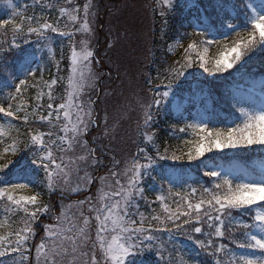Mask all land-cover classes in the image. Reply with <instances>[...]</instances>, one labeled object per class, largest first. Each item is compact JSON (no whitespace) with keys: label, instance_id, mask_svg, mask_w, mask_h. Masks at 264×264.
I'll return each mask as SVG.
<instances>
[{"label":"trees","instance_id":"16d2710c","mask_svg":"<svg viewBox=\"0 0 264 264\" xmlns=\"http://www.w3.org/2000/svg\"><path fill=\"white\" fill-rule=\"evenodd\" d=\"M248 1L244 0L245 3ZM12 2L16 6L15 12L19 14H14L13 9L6 6L5 0H0V19L6 15L11 16L15 24L22 25L25 33L29 26L27 18L33 17V27L47 20L61 30L74 32L75 35L70 40L68 37H61L49 31L47 35L51 37L49 44L51 53L48 47L37 48L35 35L17 36L16 42L21 45V48L8 52L6 50L13 39V24L10 23L0 29V47L3 49L0 50V62L7 59L12 70L17 74L28 65V63L25 64L26 56L30 58V62L34 58L40 60V65L32 69L35 76H25L27 71H23L24 79H27L28 83L21 86V93L17 94L15 90L3 91L0 95V104L7 107L9 103H12L15 108L18 103L24 102L31 111L37 103L35 99L37 93L43 91L45 95L39 102L41 108L38 111L39 114L47 115L46 106L49 101L45 82L53 78L57 80V84L53 86L55 97L53 103H61L66 96L71 76V50L75 44L76 50L80 51L79 42L82 39H86L88 50L93 52L91 69L95 78L94 86L84 89L82 100L92 101L97 95L99 96L96 106L93 107L91 104L93 117L97 115L98 127L95 128L91 123L89 134L85 136L89 147L95 149L96 161L87 170L97 178L86 191L70 192V189L80 182L79 177L84 176L85 164L76 159L83 154V150L78 145L74 150L67 152H60L54 146L57 162L60 163L59 157L63 156V164L67 166L66 170L69 173L68 185H64L61 178L54 191H50L47 187L44 170L32 164L33 156L24 148V144L29 141L28 131L38 128L46 132L49 130L46 125L33 122L25 124L22 120H14L11 122L18 131L13 130L10 137L0 138V153H3L4 149L12 143V138L17 139L19 149L15 155L5 154L0 163L11 159L14 165L26 166L29 169L28 178L32 181L31 191L22 194L39 193L41 203L47 204L51 210L49 214L42 215L33 225L35 236L27 244L30 249V252L26 253L29 255L28 264H36L35 246L39 245L44 237L45 225L55 223L52 217L60 215L62 206L74 205L77 201L94 196L99 187L100 177H109V181L114 184L115 178L110 176L111 171L120 173L121 175L116 178H119L121 183H126L127 177L122 174L126 167L134 160L140 163L148 162L145 154L139 151L141 148H145L147 155L152 157L153 165L149 169L150 175L143 177L144 198H136L139 208L132 209L134 214L138 211L146 217L154 214L164 215L160 201L156 200V196L161 194V183L164 185L163 194L168 197L164 203L172 210L176 209V201L180 198L174 195L168 196L169 183L173 185V193L180 192L182 196L195 188L196 194L188 198L193 203L198 202L202 189L211 188L214 181H209L210 177L204 175L208 168L201 165L199 160L188 161L187 153L193 147L190 141H194L196 135L185 132L186 126L181 116L186 115L192 119L199 107H207L209 115L219 109L218 122L209 126L217 128L229 126L226 115L236 111L232 107L235 102L233 96L240 98L245 107L253 106L252 103L257 102L256 98L237 90L238 85L248 87L253 80L256 82L255 87L258 91L264 92V86L261 84V81H264V53H252L251 59L246 58L247 63H243V66L237 65L229 72L217 73L215 76L204 73L198 66H193L187 70L184 77H180L178 82L173 83L174 95H170L169 102H163L159 110L153 105L151 108L153 120L148 127L144 126V114L147 106L156 98L155 93L166 90L165 85L172 79L169 73L174 67H179L177 62H184V48L189 43L199 44V41L205 38L219 40L220 44L208 46L207 55L209 60H212L221 54L225 44L231 46L232 42L238 38L236 32H240L241 35L246 34V28L250 29V25L243 19L244 11L239 7L241 0H172L171 8L165 7L163 0H71V5L67 3V0H12ZM250 2L259 5L260 0H250ZM49 4L52 7H47ZM86 4L91 7L87 16L90 32L85 36L81 32H76V29L82 25ZM60 7H69L70 10L72 7L79 8L80 19L74 26L65 27L68 17H60ZM225 14L232 17L230 22L235 25V31L227 33L228 29L219 28V30L206 32L204 36L197 35V32L202 30L201 26L205 20L210 25L219 26ZM24 39H29L31 42L25 44ZM176 42L178 44L174 46L172 54H169L168 45ZM259 74L262 77L261 75L258 77ZM8 80L6 75L0 74V84ZM99 84L101 87L98 89ZM9 94L16 95L19 99L10 101ZM174 102L181 104L180 111L173 107ZM9 120L11 118H5L0 113V124L6 126ZM52 131L56 134L52 139L63 135L59 128ZM145 132L152 136L151 143L145 140L143 135ZM57 143L59 144V141ZM63 147L67 148V145ZM256 150H264V146L214 150L212 153H205L200 160L204 161L209 168L215 165L223 168H247L243 164L264 162L263 156H254ZM157 151L160 155L169 157L175 155L181 159L161 160ZM234 156L240 159H231ZM209 157H213L214 160ZM77 166L81 171L75 170ZM12 167L10 165V169ZM62 188L65 190L62 191ZM180 203L183 204V201ZM70 212H76V208H71ZM232 215L234 220L231 224L225 217L226 238L223 240L213 238L217 244L221 242L229 244L228 229L238 231L233 227L236 221L250 222L243 210L233 211ZM5 216L3 204L0 203V220H5ZM22 218L23 213L8 215L6 226L0 228V235L14 240L15 237H9V233L23 227ZM133 218L138 220L139 216L134 215ZM183 219L184 217H181V220ZM194 235L199 236V234ZM163 239L167 242L166 233L163 234ZM7 246L6 240L3 247L7 248ZM229 246L238 252L234 244ZM197 251L199 249L194 241L188 240L182 233H175L173 241L167 243L164 259H160L155 251H146L143 255H134L129 259L132 264H179V254L189 253L185 256L189 264H198L200 261L210 264L211 258L203 253L196 256ZM169 253H171V261L168 259ZM18 259V254L13 253L0 257V264H18Z\"/></svg>","mask_w":264,"mask_h":264},{"label":"snow or ice","instance_id":"6c2138e0","mask_svg":"<svg viewBox=\"0 0 264 264\" xmlns=\"http://www.w3.org/2000/svg\"><path fill=\"white\" fill-rule=\"evenodd\" d=\"M71 5V0H67ZM8 8L15 12V5L12 0H5ZM165 7H172V0H163ZM47 7H52L51 4ZM91 5L84 6V18L80 28L76 32H81L85 36L90 32L88 26V12ZM239 7L244 11L246 23L250 29L246 28V34L241 35L236 32L237 39L231 46L225 44L223 51L216 58L209 60V47L214 44H220L219 40L203 39L191 42L184 48L185 56L183 63L178 68H173L169 75L172 77L170 82L165 85L162 92H156V98L147 106L144 114V126L148 127L153 120L151 108L153 105L157 110L163 102H169L170 95L173 94V83L178 82L180 77H184L188 69L198 66L204 73L215 76L217 73L229 72L237 65L243 66L247 63L246 58L251 59L252 53H264V0H260L259 5L241 0ZM79 8L60 7V17L67 16L68 22L65 27L74 26L80 19ZM163 15V13H161ZM29 26L27 32H24L22 25L15 24L12 20L0 21V29L8 24H13V39L6 50L11 52L19 50L21 45L16 42L17 36L25 35L36 36L37 48L49 47L51 37L47 35L50 31L61 37L73 39L75 33L63 31L58 26L45 20L38 26H32L33 17L27 18ZM232 17L225 14L219 26L210 25L205 20L201 26L198 36H204L206 32L226 28L235 31V25L231 23ZM227 39V36H225ZM29 39H24V43H30ZM80 51L76 50L75 44L71 50V76L69 77L66 96L59 104H54L53 86L57 84L55 78L45 82L48 91L46 93L49 103L47 104V115L39 114L41 104L39 103L45 95L43 91L37 93L36 105L29 111V106L24 102L18 103L15 108L12 103L7 107L0 104V113L5 118H11L7 125L0 124V138L10 137L15 129L11 122L22 120L25 124L30 122L46 125L48 131L29 129V141L24 144V148L31 152L32 164L42 168L45 172L47 187L50 191L56 190L60 179H63L64 185L69 183V173L67 166L63 164V156L54 154V146L60 152L72 151L78 145L83 154L76 159L85 164L84 176L79 177V183L70 189L72 193L86 191L95 179L87 170L95 161V149L89 147L85 136L93 122L92 101L84 102L82 94L86 87L94 86V76L91 69V58L93 52L88 50L86 39L80 42ZM0 50H3L0 47ZM30 63V58L25 57V64ZM239 70V69H237ZM0 74L6 75L12 80L18 79L16 73L7 59L0 62ZM191 75V73H188ZM35 76L30 68L25 76ZM28 83L27 79H19L15 87L17 94L21 93V86ZM264 86V81H261ZM18 96L9 94V100H17ZM235 101L232 105L240 114V122L235 126L223 128L210 127L209 122L203 119L195 120L187 125L196 135L194 141H190L193 147L187 153L189 162L199 160L201 165L208 168L204 175L216 178L211 188L204 187L198 202L193 203L189 196L196 194V189H191L186 195L180 192L173 193V185L169 183L167 188L168 196L179 197L176 201L175 210L169 208L164 201L168 198L163 194L164 185L161 183V194L156 196L160 201L164 215L154 214L146 217L143 213H133L132 209L138 210L139 205L136 198H144V187L142 180L145 175H150L149 169L152 168L153 159L147 155L145 148L139 151L145 154L147 163H140L134 160L123 171L127 177L126 183H121L118 177L121 175L111 171L110 176L114 179V184L109 181V177L99 178V187L94 196L86 197L84 200L77 201L74 205L62 206L59 216L52 219L55 223L45 225L44 237L39 245L35 246L36 264H132L131 256L143 255L146 251H155L160 259H164V252L167 250V243H171L175 233L184 234L188 240L194 241L199 251L196 256L203 253L211 258L210 264H264V162L260 170H249L240 167L223 168L219 165L209 168L204 161L200 160L205 153H212L214 150L224 149H249L252 146H264V100L258 105L245 107L237 96H233ZM173 107L180 111L181 104L174 102ZM23 113V115H20ZM31 118V121H30ZM59 128L63 135L56 136L52 129ZM18 131V130H17ZM184 131V129H181ZM144 138L148 143L152 142V136L147 132ZM59 141V144L57 143ZM67 145V148L63 145ZM17 139L12 138V143L0 153V160L4 155L10 153L15 155L18 151ZM159 159L179 160L181 157L172 155H160ZM213 159V157H209ZM231 159H240L234 156ZM10 165L13 167L10 169ZM199 166V165H198ZM219 168V170H216ZM81 171L79 166L75 169ZM29 169L24 165H14L11 159L0 163V203L3 204V210L6 214L5 220H0V228L6 226L8 215L23 213V227L19 230L9 233L6 238L0 235V257L10 254H18V264H28L30 252L27 247L28 241L35 236L33 225L42 215L50 213V207L41 203L39 193L25 195L24 192H30L32 181L28 178ZM155 179V177H153ZM64 191L65 189H61ZM183 201V204L180 203ZM254 206L255 209H254ZM75 207L76 212H70ZM243 210L249 217V221H236L233 227L238 231L228 229L227 239L229 244H234L237 249L244 250L237 252L226 243H216L213 238L223 240L225 234V217L231 224L234 220L233 211ZM138 215L139 219L133 218ZM181 217H184L181 220ZM179 221V222H178ZM190 227V231H189ZM167 234V242L163 239V234ZM194 234H199L196 236ZM204 237V238H201ZM7 240V248L3 247ZM189 253H180L179 264H189L185 256ZM171 261V253L168 257ZM198 264H204L203 261Z\"/></svg>","mask_w":264,"mask_h":264},{"label":"rangeland","instance_id":"374dc122","mask_svg":"<svg viewBox=\"0 0 264 264\" xmlns=\"http://www.w3.org/2000/svg\"><path fill=\"white\" fill-rule=\"evenodd\" d=\"M5 20H7V19H5ZM101 87V84H99L98 85V89ZM100 92V91H99ZM98 92V93H99ZM98 95H97V97H95L93 100H92V106L93 107H95L96 106V102L98 101ZM200 119H203V120H205V116H202L201 118H200V116L198 117V119H196V120H200ZM97 125V115L95 114V116L93 117V122H92V125ZM97 127H98V125H97ZM192 130V129H191ZM193 131V130H192ZM87 134H89V132L87 133ZM95 178V180H96V178L97 177H94Z\"/></svg>","mask_w":264,"mask_h":264}]
</instances>
